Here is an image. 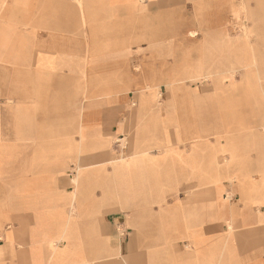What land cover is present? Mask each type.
I'll list each match as a JSON object with an SVG mask.
<instances>
[{"label": "crops", "instance_id": "0c3cea01", "mask_svg": "<svg viewBox=\"0 0 264 264\" xmlns=\"http://www.w3.org/2000/svg\"><path fill=\"white\" fill-rule=\"evenodd\" d=\"M0 103V264H264V0H0Z\"/></svg>", "mask_w": 264, "mask_h": 264}, {"label": "rangeland", "instance_id": "374dc122", "mask_svg": "<svg viewBox=\"0 0 264 264\" xmlns=\"http://www.w3.org/2000/svg\"><path fill=\"white\" fill-rule=\"evenodd\" d=\"M76 1V3L79 1V0H75ZM172 1V5L173 4H175L178 0H171ZM143 2H145V0H143ZM193 8H188V13H192L193 14ZM194 30V24L193 23H186V24H183V25H179L178 23H172V31L173 32H180V31H182V32H190V31H193ZM186 42H187V44H190V45H192L193 44V42L189 39V36H187V39H186ZM237 77H239V75H237ZM189 78H192L193 80H196V79H199L200 77L199 76H190ZM79 104H81V103H79ZM83 105V104H82ZM3 104H1L0 103V133H1V131H2V129H3V127L5 126V124H6V121H4L3 120V118H2V113H3ZM53 122H58V123H60V125H62V123H65V125H67L66 123H67V120H59V121H53ZM45 125V126H44ZM52 125V120H43V126L44 127H49V126H51ZM130 135L128 136V137H126V138H124L122 141H117V139H112V143H111V145H110V150H111V152L113 153V150H114V148H115V144L118 142L120 145H122L123 147H125L128 143H129V141H130ZM38 154H42V153H37V155ZM125 157V156H124ZM123 157V158H124ZM40 158V157H39ZM122 157H119V156H117V157H115V156H113L110 160L113 162V161H117L118 159H121ZM40 160H42V159H40ZM44 160H42L41 162H43ZM75 181V183L77 184V178L74 180ZM50 213L48 212V213H45V215H44V217L42 218V217H39L38 219H39V221L41 222V223H44V224H49V222H50ZM18 217H16V219L14 220V221H12L10 224V227H9V229L7 230V229H4V227L2 226L3 225V217L0 215V243H2V240H5L6 242H13V232H12V230L14 231L15 229H16V236L18 237V236H21V238H25V234H26V232H24V231H22L21 233L18 231V229H17V227H18V224H19V219H17ZM4 223H9V220L7 221V222H4ZM22 223L23 224H26L27 226L29 225V218H27V219H23V221H22ZM43 226V225H42ZM41 226V227H42ZM12 236V237H11ZM44 239L46 238V237H48L47 236V234L46 233H42V235H41ZM12 238V239H11ZM2 239V240H1ZM8 239V240H7Z\"/></svg>", "mask_w": 264, "mask_h": 264}, {"label": "bare ground", "instance_id": "6f19581e", "mask_svg": "<svg viewBox=\"0 0 264 264\" xmlns=\"http://www.w3.org/2000/svg\"><path fill=\"white\" fill-rule=\"evenodd\" d=\"M14 2H15V0H14ZM17 2V1H16ZM18 4V3H17ZM257 65V64H256ZM74 181V180H73ZM75 182V181H74ZM7 229H9V228H7ZM12 237V236H11ZM12 239V238H11ZM8 240V239H7Z\"/></svg>", "mask_w": 264, "mask_h": 264}]
</instances>
